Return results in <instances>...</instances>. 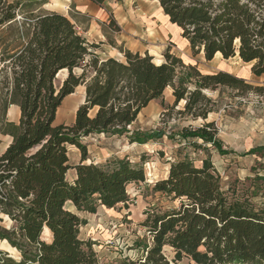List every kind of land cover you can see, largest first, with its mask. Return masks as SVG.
<instances>
[{
    "label": "trees",
    "instance_id": "1",
    "mask_svg": "<svg viewBox=\"0 0 264 264\" xmlns=\"http://www.w3.org/2000/svg\"><path fill=\"white\" fill-rule=\"evenodd\" d=\"M50 1L0 0V135L10 139L0 154V242L19 254L14 260L0 251V264H100L94 243L79 239L86 220L78 214L125 205L127 186L144 182L145 174L142 164L126 158L87 164L85 139L116 137L145 145L178 137L224 156L215 123L206 122L217 112V101L203 92L227 89L236 96H264V84L253 87L226 72L203 75L169 51L159 64L148 54L117 47L106 32H120L112 16L102 32L123 60L101 59L93 51L99 45L87 43L77 30L84 22L43 9ZM91 1L101 5L104 0ZM148 1L159 4L193 56L202 54L207 62L237 57L250 64L251 75H264V0ZM80 86L84 102L73 124L55 125L62 102ZM167 88L172 106L163 99ZM152 101L160 102L163 117L181 105L177 115L203 124L181 128L176 135L163 129L140 131L135 128L138 116ZM10 106L19 109L18 123L7 122ZM68 147L79 151L78 164L70 165ZM70 170L75 172L72 181L67 180ZM152 191L177 206L144 213L140 226L149 243L140 258L124 264H176L184 258L194 264H264V206L256 208L251 198L224 191L209 158L200 168L187 157L169 163L167 176L154 182ZM4 220L11 223L8 228L1 225ZM165 247L174 253L172 263L163 254Z\"/></svg>",
    "mask_w": 264,
    "mask_h": 264
},
{
    "label": "rangeland",
    "instance_id": "2",
    "mask_svg": "<svg viewBox=\"0 0 264 264\" xmlns=\"http://www.w3.org/2000/svg\"><path fill=\"white\" fill-rule=\"evenodd\" d=\"M4 1L11 3L18 0H1L2 3ZM109 3L112 4L111 12H113L110 15L120 28V33H113L110 30L106 32L117 47L125 43L127 50L132 53L148 54L154 63L159 64L164 62L163 55L169 51L170 55L180 59L184 65L196 67L203 75L226 72L244 79L253 87H261L264 84V75L255 78L250 73V65L243 64L237 57L222 60L218 56L207 62L202 54L193 56L187 42L180 37V31L170 25L167 18L160 13L161 10L157 8L156 3H148L146 0L120 2L115 0ZM77 6V0H51L43 9L69 17ZM84 27L78 25V32L86 41L96 45L93 39L96 38L97 31L101 33V27L93 26L88 31H85ZM159 28L164 29V34L157 32ZM98 44L99 48L93 51L101 59L113 57L123 60L119 51L110 46L106 39L103 46L100 42ZM75 72L79 73L80 70L76 69ZM65 75V72L58 75L56 85ZM169 93L170 89H167L164 97ZM206 94L217 101V112L211 114L208 119L215 123L218 138L223 143V150L227 151L224 156L219 155L209 145L205 148L198 147L201 142H197V147L187 145L178 137H163L145 145L129 144L125 138L105 136H94L83 141L87 147V164H104L109 159L126 158L132 164H142L145 174L144 182L127 186L129 201L125 205L119 204L112 209L98 207L93 215L78 214L86 220V225L80 228L79 239L94 243L93 251L100 264H124L127 261H136L142 256L144 246L149 243V235L140 226L145 219L144 213L153 208L166 210L177 206L176 202L152 191L153 183L164 179L167 176L169 163L177 159L187 157L195 167L200 168L202 161L209 158L216 173L221 177L224 191H232L236 195L251 198L250 202L256 208L264 206V152L253 156H242L251 147H264V96L255 92L236 96V92L227 89ZM82 100L81 88L65 98L57 110L55 125L73 124L74 108L79 107ZM181 109L182 106L175 108L172 113L163 117L164 111L160 102H153L140 113L135 128L147 132L163 129L167 133L176 135L181 128L195 129L203 124L201 120L192 121L177 115ZM11 110L16 109L9 108L7 119L17 123L19 117L17 119L11 117L9 114ZM9 141L8 137L0 135V154ZM206 149L209 152L205 151ZM67 155L70 165L79 163L80 153L74 147L67 148ZM67 180H72V170L68 171ZM67 208L71 210L69 205ZM1 225L8 228L11 223L4 220ZM41 239L48 243V237L42 236ZM0 251L7 253L14 260H19V254L6 242H0ZM163 254L172 263L173 251L165 247ZM176 264L194 263L184 258Z\"/></svg>",
    "mask_w": 264,
    "mask_h": 264
},
{
    "label": "crops",
    "instance_id": "3",
    "mask_svg": "<svg viewBox=\"0 0 264 264\" xmlns=\"http://www.w3.org/2000/svg\"><path fill=\"white\" fill-rule=\"evenodd\" d=\"M58 1V0H57ZM109 1H115V0H104L103 2H102V4L101 5H97V4H95V3H93L91 0H77V2H78V6H77V8L75 9V7H74V9H75V11L74 12H72V14L71 15H74V16H77L78 17V20L79 21H83L84 23L83 24H79V26L80 25H84L85 27H84V30L86 31H88L89 29H91L93 26H95V27H101V33L100 32H96V38L95 39H93V40H95L94 42L96 43V45H99L98 43L100 42L101 44H102V46H103V42H104V40H105V36H104V34H103V32H102V25H105V24H108V21H109V18H110V14L111 13H113V12H111V9H112V4L111 3H109ZM120 1H122V0H117V2H120ZM146 2H148V3H156L157 4V8L159 7V4L157 3V2H154V1H148V0H146ZM161 10V9H160ZM160 13L163 15V13H162V11H160ZM164 16V15H163ZM165 18H167V17H165ZM167 20H168V18H167ZM77 22V21H76ZM169 22V21H168ZM116 23V22H115ZM116 25H117V23H116ZM171 25V24H170ZM173 27H175V26H173ZM177 28V27H176ZM120 29V28H119ZM178 29V28H177ZM120 33V32H119ZM118 34V33H117ZM86 42H88L89 44H91V42H89L88 40L86 41ZM123 41H121V43H122ZM124 43V42H123ZM187 44V43H186ZM188 45V44H187ZM100 46V45H99ZM121 47H123V49H126V47H127V44H123V46H121ZM127 50V49H126ZM128 51H130V50H128ZM131 52V51H130ZM146 51H144V53H145ZM137 53V52H136ZM138 54H140V55H143V54H141L140 52H138ZM105 58H113V57H105ZM245 65H250V64H245ZM185 66H188V65H185ZM234 76V75H233ZM263 76V75H262ZM255 77V76H254ZM261 77V76H260ZM260 77H255V78H260ZM244 80V79H243ZM247 83V82H246ZM78 88H81V89H83V102H84V87H78ZM77 88V89H78ZM167 89H170V88H167ZM166 89V90H167ZM165 90V91H166ZM164 91V92H165ZM207 92H211V91H204L203 93L207 96ZM216 92V91H215ZM211 93H214V92H211ZM72 95V94H71ZM71 95H69V96H71ZM68 96V97H69ZM208 97V96H207ZM67 98V97H66ZM208 98H210V97H208ZM163 99H164V102H165V104L166 105H168V106H172L173 105V103H174V98H173V96H172V90L170 89V93H169V95L167 96V97H164V93H163ZM83 102H81L80 103V105L81 104H83ZM153 102H156V101H152L151 103H153ZM159 102V101H158ZM150 103V104H151ZM149 104V105H150ZM148 105V106H149ZM147 106V107H148ZM181 105H179L177 108H179ZM10 107H14L15 109L16 108H18V107H16V106H10ZM9 107V108H10ZM146 107V108H147ZM77 108H78V106H76V108H74V118H75V113H76V111H77ZM145 108V109H146ZM8 111H9V109H8ZM8 111H7V115H6V119L8 118ZM211 115V114H210ZM209 115V116H210ZM208 116V117H209ZM19 119V118H18ZM73 121H74V119H73ZM7 122H9V123H14V122H11V121H9L8 119H7ZM206 122H212V120H209L208 118H207V120H206ZM18 123V122H17ZM60 125H63V124H60ZM219 139V138H218ZM220 140V139H219ZM221 141V140H220ZM221 143H222V141H221ZM222 145H223V143H222ZM75 148V147H74ZM260 148H264L263 146H257V147H251L250 149H248L245 153H243V155L242 156H253V155H256V154H258V153H255V154H252V155H246V153H248L249 151H252V150H255V149H260ZM76 149V148H75ZM77 150V149H76ZM262 152H264V151H262ZM74 176H75V172L72 170V180L74 179ZM71 180V181H72ZM72 210V209H71ZM48 243H49V241H48Z\"/></svg>",
    "mask_w": 264,
    "mask_h": 264
},
{
    "label": "bare ground",
    "instance_id": "4",
    "mask_svg": "<svg viewBox=\"0 0 264 264\" xmlns=\"http://www.w3.org/2000/svg\"><path fill=\"white\" fill-rule=\"evenodd\" d=\"M155 27V26H154ZM159 34H164V29L163 28H159V30L157 31ZM218 57V56H217ZM10 116L13 117V118H18L19 117V109L16 108V110H11L10 111Z\"/></svg>",
    "mask_w": 264,
    "mask_h": 264
}]
</instances>
